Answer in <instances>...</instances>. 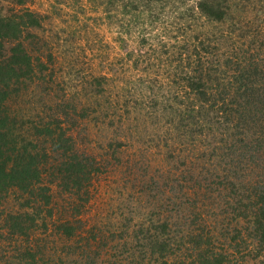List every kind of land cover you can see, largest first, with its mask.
Segmentation results:
<instances>
[{"label":"trees","instance_id":"1","mask_svg":"<svg viewBox=\"0 0 264 264\" xmlns=\"http://www.w3.org/2000/svg\"><path fill=\"white\" fill-rule=\"evenodd\" d=\"M228 1L200 0L198 7L209 19H220L217 6ZM230 1L237 9L244 6L241 0ZM13 11L5 15L0 9L1 222L16 243L23 239L27 243L15 249L18 264H104L92 250L100 249L105 235L95 227L88 229L81 214L96 175L122 163L117 154L124 144H118L112 157L84 151L73 133L77 123L72 117L56 114L46 120L39 112L13 106L15 98L24 101L22 89L27 87L21 89L20 84L47 69L25 42L28 30L41 22L38 14L28 7ZM9 40L16 45L8 50L5 41ZM255 48L249 56L245 51L241 54L242 49L228 53L221 64L223 52L217 50L212 70L217 64L222 68L212 85L201 83L204 63L194 68L189 86L196 97L186 107L179 100L184 110L174 112L171 127L184 130L188 142L197 135H204L208 144L215 141L218 145L208 159L217 165L206 173L169 170L165 177L149 178L151 201L139 212L146 222L133 226L130 234L119 235L125 247L134 243L127 247L129 252L138 248L120 264H248L264 249V43ZM105 79L104 75L101 80ZM110 84L100 83V89L107 95L108 107L120 109L125 100L123 105L119 92L126 89ZM178 136L184 150L188 142ZM205 155L203 151L201 157ZM57 190L66 193L61 196L66 213L48 206ZM15 191H21L20 196L10 199ZM50 225L67 240L66 262L61 252L55 257L33 242L36 235H46Z\"/></svg>","mask_w":264,"mask_h":264},{"label":"rangeland","instance_id":"2","mask_svg":"<svg viewBox=\"0 0 264 264\" xmlns=\"http://www.w3.org/2000/svg\"><path fill=\"white\" fill-rule=\"evenodd\" d=\"M199 1L0 0L5 15L26 7L38 14L41 22L28 30L25 42L35 60L42 57L47 66L31 82L20 84L21 89L27 87L22 89L24 101L15 98L13 106L39 112L46 120L56 114L72 117L77 123L73 133L84 151L107 152L112 157L118 144H124L117 154L122 163L96 175L81 214L88 229L95 227L105 235L100 249L92 250L104 264H120L136 252L138 247L129 252L127 247L134 243L125 247L119 235L130 234L133 226L146 222L139 212L151 201L149 178L165 177L169 170L206 173L217 165L208 159L218 145L215 141L211 145L204 135H197L188 142L190 136L184 130L171 127L174 112L180 107L184 110L179 100L186 107L196 97L189 86L194 68L204 63L201 83L212 85L228 53L235 55L242 49L241 54L245 51L249 56L264 43V0H241L244 6L238 9L233 1L223 2L217 6L220 19L214 20L202 13ZM15 45V41H5L8 50ZM217 50L223 56L213 71ZM104 75L105 81L101 80ZM103 82L126 89L119 92L120 102L125 100L120 109L108 107L99 85ZM81 114L87 119L80 118ZM180 134L188 142L184 150ZM203 151L207 155L202 158ZM20 193L13 192L10 199ZM65 194H55L54 203L48 205L52 211L66 213V200L61 197ZM3 217L0 213V264H9V259L18 264L15 249L27 243L10 237ZM40 236L33 242L41 251H52L55 257L59 251L65 257L67 240L55 227L50 225V231ZM248 260V264H264V249Z\"/></svg>","mask_w":264,"mask_h":264}]
</instances>
